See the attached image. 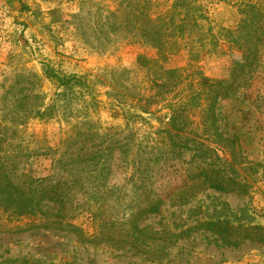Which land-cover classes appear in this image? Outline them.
Returning a JSON list of instances; mask_svg holds the SVG:
<instances>
[{
	"label": "rangeland",
	"instance_id": "obj_1",
	"mask_svg": "<svg viewBox=\"0 0 264 264\" xmlns=\"http://www.w3.org/2000/svg\"><path fill=\"white\" fill-rule=\"evenodd\" d=\"M153 1L158 11L173 2ZM200 1L216 26L237 24L239 8L233 1ZM119 2L0 0V120L6 114L50 108L48 114L32 115L18 124L19 131L8 133L5 146L27 154L20 157L25 172L45 177L53 173L57 150L76 127L83 132L110 131L121 150L129 145L128 158L124 151L116 152L112 174V182L123 186V202L129 201V190L139 180L134 167L149 163L154 167L149 187L163 197L161 211L144 215L136 228L115 219L128 213L129 207H119L117 214L109 206L115 223L105 227L93 223L90 213L83 211L72 220L79 230L19 229L32 217L0 212V264H264V241L241 233L258 226L264 235V46L253 85L218 106L222 132L238 142L236 167L249 188L218 191L203 178L190 179L214 158L194 157L193 151L173 147L162 130L170 117L164 99L171 94L162 99L150 82L155 73L138 63L139 55L159 59L158 50L103 25L110 21L107 11L116 10ZM232 53L226 45L218 53H204L195 62L197 70L210 79H226ZM169 59L167 65L185 67L184 77L194 69L187 50ZM46 65L60 75L79 77V82L64 89L45 75ZM149 95H157L160 101L150 104L151 112H146L140 97ZM18 116L12 117L20 123ZM188 118L193 129L201 132V110H188ZM218 154L222 161L217 160L216 168L230 171L232 154L224 148ZM146 195L141 194V202ZM212 221L228 226L218 233L203 225ZM98 231L115 238L89 241ZM226 237L239 244L227 243Z\"/></svg>",
	"mask_w": 264,
	"mask_h": 264
},
{
	"label": "trees",
	"instance_id": "obj_2",
	"mask_svg": "<svg viewBox=\"0 0 264 264\" xmlns=\"http://www.w3.org/2000/svg\"><path fill=\"white\" fill-rule=\"evenodd\" d=\"M231 1L239 8V19L235 26H216L200 0H173L169 8L163 11L155 9L157 4L153 0H120L116 10L107 11L106 18L110 21H103V25L158 50L159 59L139 55L138 63L155 73L150 82L158 88L162 99L164 94H171V97L164 99L165 105L170 108V117L163 132L173 147L193 151L194 157L202 156L206 160L214 158L207 166L199 167L190 179L203 178L210 188L218 191L243 192L248 190L249 184L241 178L236 167L240 163L235 160L238 142L222 132L218 106L222 100L233 98L242 89L253 85L264 46V0ZM225 45L234 51L229 76L226 79L203 76L195 62L204 53L220 52ZM183 50H187L193 62L190 67L194 69L190 74L194 76L191 78L190 74L184 77L185 67L167 65L172 54ZM44 72L64 89H71L79 82V77L60 75L50 65L45 66ZM62 94L58 92L59 96ZM140 99L145 100L142 108L146 112H151L148 107L150 104L160 101L157 95H149L147 98L142 96ZM192 108L201 110V132L193 129V121L188 118V110ZM49 110V107L44 111L27 109L22 115L6 114L5 119L0 120V212L16 217H32L31 223L19 229L43 227L79 230L72 220L83 211L90 213L93 223L105 227L115 223L112 215L115 211L118 214L119 207H129L128 213L123 212L122 216L114 218L124 224L128 223L131 228H136L137 220L144 215L161 211L164 199L149 187V172L154 168L149 163H140L134 167L139 180H135L133 188L129 190V201L123 202V186L112 182L114 167L117 165L116 152L120 146L112 139L110 131L105 134L98 130L83 132L81 127H76L74 134L63 140L58 148L60 154L53 159L52 174L34 177L25 172L21 168L23 160L20 157L27 154H18L16 150H9L5 146L8 133H17L18 124H25L32 115L44 116ZM12 116L21 118L20 123ZM88 135L89 138H85ZM204 138H207L208 143L204 142ZM124 147L125 151L120 150L127 157L129 145ZM223 148L232 154V162H228L230 171L226 172L215 165L217 160L222 161L218 151ZM129 163H134V159ZM145 192V201L141 202L140 196ZM138 194L139 197H135ZM109 206H113L114 212L111 214L107 211ZM203 225L218 233L228 226L221 221ZM247 230L256 233L251 235ZM261 230L262 227L254 226L241 229V233L264 241ZM112 238L115 237L98 231L93 239L88 240L97 242ZM224 239L229 244H239L230 238Z\"/></svg>",
	"mask_w": 264,
	"mask_h": 264
}]
</instances>
